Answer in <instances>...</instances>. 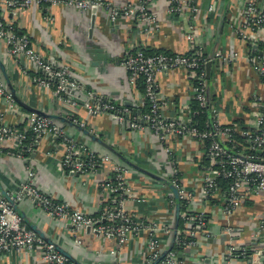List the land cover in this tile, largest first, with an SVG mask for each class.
<instances>
[{
    "label": "built area",
    "instance_id": "1",
    "mask_svg": "<svg viewBox=\"0 0 264 264\" xmlns=\"http://www.w3.org/2000/svg\"><path fill=\"white\" fill-rule=\"evenodd\" d=\"M155 1L138 0L112 8L105 0H0V43L4 45L5 56L19 65L33 84L51 91L55 100L66 109L67 119L72 124L84 129L85 122L76 118V112L81 107L88 117L105 114L120 127L134 131L148 130L152 134L167 158L168 182L178 195V202L172 193L167 197L168 207L175 209L176 204L179 205L180 225L172 249L162 259L160 256L170 241L173 229L159 219L142 221L127 209V203L132 201L129 167L114 163L109 155L97 153L70 136L63 126L37 113L25 116L22 129L6 123V113L14 111L15 103L1 80L0 155L25 160L32 152L33 143L40 137L48 136L62 149L58 168L66 174L93 175L99 168L111 165L109 183L102 182L98 186L110 196V200L102 204L97 216L87 215L72 208L68 202L57 201L40 190L29 169L27 181L18 187L12 201L17 204L26 199L54 222L69 224L75 231H86L88 228L90 233L113 239L117 253L131 239L145 234L142 255L145 264L159 259L156 264H183L180 252L197 247L202 239L213 240V235L207 230V205L216 204L228 221L245 202L264 197V0H241L235 32L242 46L241 51L211 52H207L199 41L195 25L200 15L206 17L214 12L213 3L208 2L203 7L202 0H164L167 16L173 19L186 17L188 26L184 37L192 52L146 54L138 50L119 60L128 83L135 86L140 81L143 86L145 110H139L136 115L123 103L86 90L85 85L72 74L69 65L57 63L41 54L28 36L20 34L14 24L8 23L5 18L9 12L16 15L22 9L34 6L41 10L49 24L53 21L49 8L54 6L85 13L89 18L105 9L112 25L121 17L135 16L142 33L148 35L157 29L158 16L150 10ZM241 60H245L256 76L258 89L249 94L244 104L245 117L225 123L222 121L223 105L208 93L206 65L211 63L227 69ZM169 71H183L191 81L189 101L177 107L162 97L156 81L157 74ZM80 96L85 100H80ZM204 116L205 120L199 124L198 120ZM174 141H188L202 150V163L199 164L201 181L197 189L202 199L201 209L194 208L195 187L186 188L183 185L178 158L170 147ZM137 202L144 203L145 200ZM231 231L226 224L224 235L228 243L223 264H264V217L256 234L250 237L249 244H234ZM162 237L166 240L163 241ZM34 251L40 253L44 264H75L25 227L21 217L0 193V253Z\"/></svg>",
    "mask_w": 264,
    "mask_h": 264
},
{
    "label": "crops",
    "instance_id": "2",
    "mask_svg": "<svg viewBox=\"0 0 264 264\" xmlns=\"http://www.w3.org/2000/svg\"><path fill=\"white\" fill-rule=\"evenodd\" d=\"M137 1L105 0L108 7L112 8ZM208 2L213 3L215 10L206 17L200 15L195 25L199 41L207 52L241 51L242 46L235 34L240 18L241 0H202L201 3L204 7ZM150 10L158 16V24L157 29L148 35L142 33L135 16L121 17L114 25H108L105 9L96 14L90 35L89 16L62 6L49 8L53 18L49 24L41 10L34 6L24 8L16 15L9 12L5 18L8 23L14 24L20 34L28 36L31 44L38 47L41 54L53 58L57 63L69 65L72 74L85 85L86 90L118 103L129 102L136 106L137 111H141L144 109L142 93L136 85L128 83L119 60L138 50L176 54L192 52L184 37L188 26L186 17L173 19L167 16L164 0H156ZM105 56H108L106 62ZM249 69L245 60L236 61L227 69L210 66L208 93L213 100L223 105L222 121L225 123L245 117L244 104L248 101L249 94L258 89L256 76ZM0 80L12 94L15 103L14 111L6 113V123L22 129L25 116L35 111L50 118L64 119L65 122L59 119L50 120L63 126L65 131L80 143L99 154L109 155L114 163L129 167L128 180L132 188V201L127 203V209L136 218L145 222L159 219L161 223L174 228L175 209L169 208L167 203V197L172 193L168 186L167 158L148 130L134 131L120 127L105 114L88 117L80 107L76 118L84 121V129L95 136V139H91L79 127L69 125L66 109L55 100L51 91L33 84L22 73V68L5 56L4 45L1 43ZM156 81L162 97L167 98L175 107L189 101L191 81L187 73H159L156 75ZM79 99L85 100L82 96ZM181 116L186 117L185 114ZM55 142L48 136L38 138L25 160L0 155L1 195L12 200L18 187L27 181L29 169L33 172L34 182L40 190L50 194L57 201L68 202L72 208L87 215L97 216L102 204L110 200V196L98 186L102 182L109 183L111 165L99 168L93 175L66 174L58 168L62 149L57 147ZM170 147L178 158L183 185L196 189L194 208L201 209L202 199L197 189L201 181L199 164L202 163V150L188 141H174L170 143ZM139 199H144L145 202H137ZM206 207L207 230L213 235V240L202 239L197 247L180 252L179 257L183 264H223L228 243L224 235L226 224L231 227L234 244H249L250 237L256 234L258 224L264 217V197L245 202L228 221L223 218L216 204ZM16 212L25 227L33 231L31 226H34L37 233L33 232L40 239L46 243L51 242L66 252L75 263L145 264L142 258L145 234L131 239L126 247L117 253L113 239H106L84 230L75 231L69 224L54 222L26 199L16 204ZM179 221L178 216L177 229ZM161 239L166 240L165 237ZM0 264L44 262L40 253L34 251L0 253Z\"/></svg>",
    "mask_w": 264,
    "mask_h": 264
},
{
    "label": "water",
    "instance_id": "3",
    "mask_svg": "<svg viewBox=\"0 0 264 264\" xmlns=\"http://www.w3.org/2000/svg\"><path fill=\"white\" fill-rule=\"evenodd\" d=\"M89 20H90V29L88 30V34L90 35V34H92V31H93V28H94L95 16H91V17L89 18ZM106 23H107L108 25H112V24L109 22V18H108V16L106 17ZM107 57H108V56H105V58H104V59H105V62H106V58H107ZM210 66H211V63H208V64L206 65V74H207L206 77H207V78L209 77ZM124 105H125L126 107L132 108V110H133V115H136V114L139 113V112L136 110V106H135L134 104H131V103H129V102H126ZM34 113H37L38 115L43 116V117H45V118H47V119H59V120H61V122H65V120L62 119V118H58V117H52V118H50V117H48V116H46V115H44V114H42L41 112H38V111H35ZM68 123H69V125L76 126V125L72 124L71 122H68ZM77 127H78V126H77ZM79 129H80L85 135L89 136L91 139H95V136L91 135L89 132H87V130H85V129H81V128H79ZM111 151H112V150H111ZM112 152H113V151H112ZM113 153H114V152H113ZM123 160H124V159H123ZM124 161H125L126 163H128L126 160H124ZM148 175H149V174H148ZM168 186H169V188H170L172 194L174 195L175 200L178 202V195H177V191H176V189H174V188L171 186V184H170L169 182H168ZM2 194H3V193H2ZM3 195H4V194H3ZM5 198L8 200L9 204L13 207V209L16 211V204H14L13 201H12L10 198H8V197H5ZM178 216H179V205H178V203H177V204H176V207H175V223H174V228H173V231H172V235H171V238H170V241H169L168 245L165 247V249H164L162 255L160 256V259H162V258L166 255V253L172 249V246H173V243H174V237H175L176 230H177V226H178ZM31 229H32L35 233H37V231H36V229H35L34 226H31ZM86 231L89 232V229L87 228ZM40 237H41V236H40ZM47 243L52 244L51 242H48V241H47ZM52 245L54 246V248H55V250H56L57 252H59L60 254H62L63 256H65L70 262L75 263V262L72 261V259L70 258V256H69L66 252H64L63 250L59 249V248H58L57 246H55L54 244H52ZM160 259H159V260H160ZM159 260H158V261H159ZM158 261H155V262H153L152 264H156ZM75 264H78V263H75Z\"/></svg>",
    "mask_w": 264,
    "mask_h": 264
},
{
    "label": "trees",
    "instance_id": "4",
    "mask_svg": "<svg viewBox=\"0 0 264 264\" xmlns=\"http://www.w3.org/2000/svg\"><path fill=\"white\" fill-rule=\"evenodd\" d=\"M145 53L146 54H153V53H158V52H146L145 51ZM136 88L138 89V91L140 92V93H143V86H142V84H141V82L139 81L137 84H136ZM143 110H145V106H144V109ZM205 120V116L204 117H202V118H200L198 121H199V124H201L203 121ZM29 138V137H28ZM125 166H127V165H125ZM128 167V166H127ZM222 187H225V186H222Z\"/></svg>",
    "mask_w": 264,
    "mask_h": 264
},
{
    "label": "rangeland",
    "instance_id": "5",
    "mask_svg": "<svg viewBox=\"0 0 264 264\" xmlns=\"http://www.w3.org/2000/svg\"><path fill=\"white\" fill-rule=\"evenodd\" d=\"M233 88H235V86H233ZM234 114V113H233Z\"/></svg>",
    "mask_w": 264,
    "mask_h": 264
}]
</instances>
